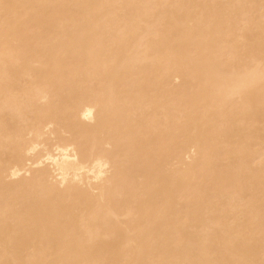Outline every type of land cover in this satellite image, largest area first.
I'll return each instance as SVG.
<instances>
[{"label": "bare ground", "instance_id": "obj_1", "mask_svg": "<svg viewBox=\"0 0 264 264\" xmlns=\"http://www.w3.org/2000/svg\"><path fill=\"white\" fill-rule=\"evenodd\" d=\"M0 264H264V0H0Z\"/></svg>", "mask_w": 264, "mask_h": 264}]
</instances>
